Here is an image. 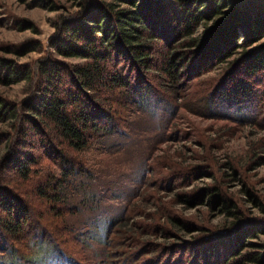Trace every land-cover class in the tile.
Here are the masks:
<instances>
[{
    "label": "trees",
    "instance_id": "obj_1",
    "mask_svg": "<svg viewBox=\"0 0 264 264\" xmlns=\"http://www.w3.org/2000/svg\"><path fill=\"white\" fill-rule=\"evenodd\" d=\"M46 46L34 69L0 57V85L24 82L27 93L18 102L0 95V123L7 127L0 132V255L8 254L0 264H21L14 242L44 238L15 180L32 179L30 194L50 211L62 208L60 213L72 193L82 192L83 199L95 193L90 176L77 178L89 173L79 154L92 140L119 132L102 96L115 93L113 101L124 107L160 105L157 94L178 98L191 80L220 66L204 109L217 106L212 112H221L228 102L238 110L252 107L264 84V0H77L73 12L58 17ZM29 47L24 52L37 49ZM163 106L171 108L165 101ZM178 199L215 206L226 223L217 235L202 229L203 238L192 244L196 250L166 244L160 251L165 256L147 255L140 264H185L194 254L203 261L220 257L222 264H264V242L253 240L264 235V219L244 217L217 186ZM132 213L106 225L116 223L121 235L131 237L130 231H140L131 218L146 215ZM167 217L178 231L187 228L185 221ZM52 246L50 264H74Z\"/></svg>",
    "mask_w": 264,
    "mask_h": 264
},
{
    "label": "rangeland",
    "instance_id": "obj_2",
    "mask_svg": "<svg viewBox=\"0 0 264 264\" xmlns=\"http://www.w3.org/2000/svg\"><path fill=\"white\" fill-rule=\"evenodd\" d=\"M76 1L0 0V57L34 69L36 60L46 53L56 20L73 12ZM29 46L37 49L24 52ZM221 72L217 66L195 77L178 98L157 94L160 105L152 107H124L113 101L115 93L102 96L119 132L92 140L90 148L79 154L90 174L77 178H92V197L83 199L82 192H75L62 213L59 207L50 211L43 199L30 194L32 179L15 180L29 203L31 220L42 228L44 237L13 243L19 263L50 264L54 243L74 264H140L147 255L165 256L160 254L162 246L172 243L182 250H196L192 244L203 238L204 230L216 234L226 223L215 206L178 199L198 194L204 187L217 186L244 217L264 219V84L259 85L252 107L238 110L228 102L225 110L213 113L217 106L204 109V95ZM150 84L156 86L152 76ZM0 95L18 102L27 95L26 84L0 85ZM164 101L171 108H161ZM6 128L0 123V132ZM45 161L41 164L48 165ZM200 168L205 171L199 172ZM131 211L146 213L131 218L134 229L140 230L130 231L133 236L121 235L114 228L116 223L111 228L106 225L107 220L127 219L134 215ZM167 216L185 221L187 228L178 231ZM253 240L264 242V235ZM0 257L8 258V254ZM217 258L218 262L214 256L203 261V256L194 254L185 264H222Z\"/></svg>",
    "mask_w": 264,
    "mask_h": 264
}]
</instances>
